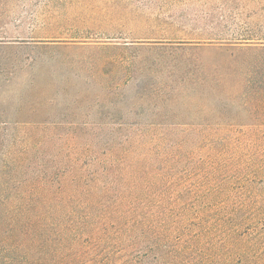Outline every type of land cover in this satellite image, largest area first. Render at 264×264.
Here are the masks:
<instances>
[{
    "label": "rangeland",
    "instance_id": "374dc122",
    "mask_svg": "<svg viewBox=\"0 0 264 264\" xmlns=\"http://www.w3.org/2000/svg\"><path fill=\"white\" fill-rule=\"evenodd\" d=\"M253 36L264 0H0L11 187L141 156L192 218L210 193H264V44H230Z\"/></svg>",
    "mask_w": 264,
    "mask_h": 264
},
{
    "label": "trees",
    "instance_id": "16d2710c",
    "mask_svg": "<svg viewBox=\"0 0 264 264\" xmlns=\"http://www.w3.org/2000/svg\"><path fill=\"white\" fill-rule=\"evenodd\" d=\"M235 40L264 44V36ZM142 160L105 166L108 177L79 169L16 188L2 162L0 264H264L263 192L210 193L192 218L160 168Z\"/></svg>",
    "mask_w": 264,
    "mask_h": 264
}]
</instances>
